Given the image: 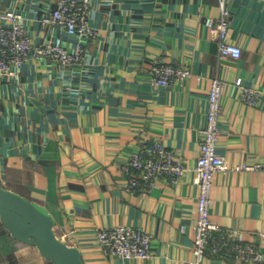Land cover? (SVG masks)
<instances>
[{
  "label": "crops",
  "instance_id": "1",
  "mask_svg": "<svg viewBox=\"0 0 264 264\" xmlns=\"http://www.w3.org/2000/svg\"><path fill=\"white\" fill-rule=\"evenodd\" d=\"M57 0H0L22 14L26 35L71 49L77 35L43 16ZM228 40L240 56H221L206 18L219 0H91L84 57L61 64L28 57L13 77L0 76V185L42 205L84 264H193L198 188L190 169L200 154L211 79L223 82L217 152L230 169L215 174L210 218L257 243L260 262L209 252L197 264H264V0H225ZM185 65L190 75L155 85L151 67ZM239 85L260 92L256 104ZM141 139H161L188 169L173 181L129 190L122 169ZM115 224L152 235L148 257L104 252L97 230ZM0 264H53L0 220Z\"/></svg>",
  "mask_w": 264,
  "mask_h": 264
},
{
  "label": "built area",
  "instance_id": "2",
  "mask_svg": "<svg viewBox=\"0 0 264 264\" xmlns=\"http://www.w3.org/2000/svg\"><path fill=\"white\" fill-rule=\"evenodd\" d=\"M219 8L220 16L216 20L206 18L210 37L218 42L219 55L236 58L240 56L241 48L228 40L231 20L225 0H219ZM90 12L91 0H57L55 7L43 16L45 24L58 25L77 35L75 44L67 49L58 43L32 41L25 33L21 12L14 9L0 11V76L13 77L28 57L43 56L64 65L79 62L84 57L85 39L96 36L95 29L88 24ZM150 71L155 85H167L191 73L188 66L165 62L154 64ZM222 85L220 78L211 79L207 92L206 123L199 129L200 154L190 168L198 188L192 246L196 261L193 264H197L207 252L225 259L254 262H260L263 257L257 243L242 239L237 229L220 226L210 218L211 188L215 174L231 168L217 152ZM239 86L242 99L256 104L260 95L258 89ZM245 167L264 171V159ZM122 169L126 176L125 186L132 191H143L152 188L161 178L177 181L188 166L161 139H141ZM97 243L108 254L143 258L150 255L152 235L138 227L115 224L97 230Z\"/></svg>",
  "mask_w": 264,
  "mask_h": 264
},
{
  "label": "water",
  "instance_id": "3",
  "mask_svg": "<svg viewBox=\"0 0 264 264\" xmlns=\"http://www.w3.org/2000/svg\"><path fill=\"white\" fill-rule=\"evenodd\" d=\"M0 220L13 237L34 244L53 264H84L79 249L56 235L54 220L42 205L1 185Z\"/></svg>",
  "mask_w": 264,
  "mask_h": 264
}]
</instances>
